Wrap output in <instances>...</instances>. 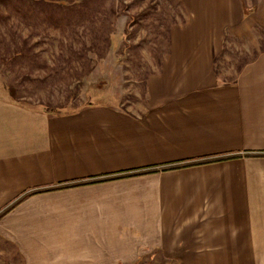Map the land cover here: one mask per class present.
<instances>
[{"label": "crops", "instance_id": "obj_1", "mask_svg": "<svg viewBox=\"0 0 264 264\" xmlns=\"http://www.w3.org/2000/svg\"><path fill=\"white\" fill-rule=\"evenodd\" d=\"M179 1L184 20L143 99L61 113L0 102V212L33 190L116 176L3 215L17 264H264V52L235 81L216 73L226 35L249 32L264 8ZM133 172L144 173L122 177Z\"/></svg>", "mask_w": 264, "mask_h": 264}, {"label": "rangeland", "instance_id": "obj_2", "mask_svg": "<svg viewBox=\"0 0 264 264\" xmlns=\"http://www.w3.org/2000/svg\"><path fill=\"white\" fill-rule=\"evenodd\" d=\"M246 1L264 8V0ZM183 20L179 0H0V102L15 95L46 109L143 99L148 76L170 51L172 27ZM263 23L227 35L216 60L223 78L260 51ZM9 248L0 235V264L18 263Z\"/></svg>", "mask_w": 264, "mask_h": 264}, {"label": "trees", "instance_id": "obj_3", "mask_svg": "<svg viewBox=\"0 0 264 264\" xmlns=\"http://www.w3.org/2000/svg\"><path fill=\"white\" fill-rule=\"evenodd\" d=\"M242 4H243V10H244V17H247L249 16L253 11H255L257 8H256V3L255 4H252V6H249L247 1L246 0H242ZM262 27H264V23L262 25H260ZM262 38L260 39V51L257 52L256 56L254 58L257 57V55L260 53V52H264V30L262 31ZM227 37V35H226ZM112 33H110V35H108V39L109 41L112 43L113 39H112ZM223 51V50H222ZM221 51V53H222ZM218 57H216V60H217ZM253 60V59H252ZM251 60V61H252ZM250 62V61H249ZM248 63V62H247ZM245 63V64H247ZM244 64V65H245ZM243 65V66H244ZM239 67L238 69V72L240 71V69L243 67ZM219 69L216 67V73L219 74ZM236 77L235 76L234 78H230V80L226 79V78H223V81H226V82H231V81H235L236 80ZM14 100L17 101L18 103H21V104H24V105H27V106H30V107H41V105L43 104H40L41 102H37L39 103L38 105L36 104H28V103H25V102H22V100H20L19 98H17L15 95H14ZM86 104H92L91 102H85L83 103V106H85ZM47 111L49 112H54V113H61V112H65L64 110H66L67 108H65V106L61 105V106H58L56 108H53V107H45ZM61 111V112H60ZM256 155H264V154H256ZM196 163H202V162H196ZM195 163H191V164H186V165H193ZM177 167H180L178 165L176 166H171L169 167V169H173V168H177ZM166 169V168H164ZM152 171H155V169H150V170H147L145 172H152ZM139 173H144V172H133V173H126L123 176H130V175H136V174H139ZM116 176H109V177H103V178H93V179H90V180H81V181H78V182H74L72 184H63L61 186H52V187H48V188H42V189H37V190H33L29 193H26L24 194L21 198H19L16 202H14L13 204L9 205L6 209H4L2 212H0V219L3 215H5L8 211H10L16 204H18L20 201H22L24 198H26L27 196L29 195H32V194H35V193H40V192H45V191H50V190H53V189H61V188H68V187H72V186H81V185H86V184H90V183H97V182H102V181H107V180H112L114 179Z\"/></svg>", "mask_w": 264, "mask_h": 264}]
</instances>
